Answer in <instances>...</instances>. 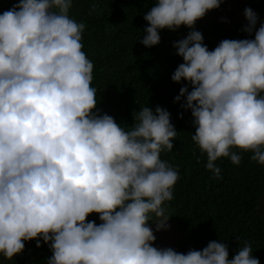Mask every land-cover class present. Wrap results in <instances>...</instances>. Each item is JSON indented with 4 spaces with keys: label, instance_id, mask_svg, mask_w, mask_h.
Masks as SVG:
<instances>
[{
    "label": "clouds",
    "instance_id": "clouds-1",
    "mask_svg": "<svg viewBox=\"0 0 264 264\" xmlns=\"http://www.w3.org/2000/svg\"><path fill=\"white\" fill-rule=\"evenodd\" d=\"M221 3L157 0L140 41L151 48L161 30L191 29L174 43L184 62L172 80L191 86L175 99H186L191 138L214 179H223L218 159L241 163L236 148L264 166V22L246 8L243 31L254 39H225L210 51L195 25ZM72 7L20 0L0 14V255L12 260L26 241L42 240L52 252L45 264H260L250 243L231 259L217 241L187 254L153 246L150 225L169 230L164 205L180 177L161 153L178 132L159 106L133 112L131 127L98 110L86 25L70 17ZM98 9L92 3L89 14ZM93 213L100 224L88 220Z\"/></svg>",
    "mask_w": 264,
    "mask_h": 264
},
{
    "label": "trees",
    "instance_id": "trees-1",
    "mask_svg": "<svg viewBox=\"0 0 264 264\" xmlns=\"http://www.w3.org/2000/svg\"><path fill=\"white\" fill-rule=\"evenodd\" d=\"M236 1L228 18L221 15L222 2L220 8L211 10L218 16L196 22L195 30L203 34L210 51L225 39H254V34L249 36L243 31L246 8H252L259 22H264V0ZM19 2L0 0V14ZM92 3L99 4V9L89 14ZM156 3L157 0H73L69 15L86 25L81 43L94 65L91 86L97 90L98 110L112 116L122 127H131L133 112L144 106L169 111L178 135L172 141L173 150L162 152L161 159L177 168L180 177L174 187V199L164 205L171 217L167 231L179 233L173 250L187 254L217 241L227 246L231 259L245 243H250L252 255L264 264V166L251 159V152L236 148L233 151L242 157L238 166L229 158L216 162L223 179H214L207 170V155L191 138L195 134L191 110L182 107L185 98L180 102L175 99L181 87L188 86L191 91V86L187 81L172 80L184 61L168 42L186 38L191 29L181 26L176 31L161 30V42L151 48L140 42L149 26L144 16ZM88 220L101 223L96 213ZM36 243L26 241L24 251L12 260L0 255V264H45L52 252L42 240L41 247Z\"/></svg>",
    "mask_w": 264,
    "mask_h": 264
},
{
    "label": "rangeland",
    "instance_id": "rangeland-1",
    "mask_svg": "<svg viewBox=\"0 0 264 264\" xmlns=\"http://www.w3.org/2000/svg\"><path fill=\"white\" fill-rule=\"evenodd\" d=\"M223 2V5L221 6V15H224L226 18H228V16H230V10L232 9V7L237 4V1L236 0H222ZM219 15V17L221 16ZM218 15H216V12H212V11H209L205 17L203 19H206V18H210V17H216ZM176 42V41H175ZM174 42V43H175ZM168 43H171L173 44L174 46V43L173 42H168ZM167 43V45H168ZM171 46V47H173ZM173 49H176L175 47H173ZM168 49L166 50H163L162 51V56H165V52L167 51ZM172 51V50H171ZM171 52H169L168 54H170ZM156 227V226H155ZM155 227H152L153 228V231H154V234L156 236V241L155 243L153 244L154 247L158 248V249H163V248H172L173 249V246L175 245V243L179 240V233L177 231H174V230H171V231H159V232H156L155 231Z\"/></svg>",
    "mask_w": 264,
    "mask_h": 264
}]
</instances>
